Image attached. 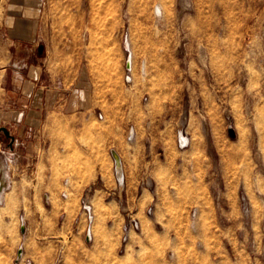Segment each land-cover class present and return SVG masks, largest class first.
Instances as JSON below:
<instances>
[{
    "label": "rangeland",
    "instance_id": "1",
    "mask_svg": "<svg viewBox=\"0 0 264 264\" xmlns=\"http://www.w3.org/2000/svg\"><path fill=\"white\" fill-rule=\"evenodd\" d=\"M44 18L66 38L52 81L0 112L23 134L13 155L0 133L23 264H264V0H47Z\"/></svg>",
    "mask_w": 264,
    "mask_h": 264
},
{
    "label": "crops",
    "instance_id": "2",
    "mask_svg": "<svg viewBox=\"0 0 264 264\" xmlns=\"http://www.w3.org/2000/svg\"><path fill=\"white\" fill-rule=\"evenodd\" d=\"M46 7L47 0H0V112H17L19 116L23 114L21 110L38 108L39 79L43 73H48L52 81L49 43L55 40L64 42L66 38L63 30L61 36L58 32V37L51 40L49 26L52 23L44 18ZM9 138L7 146L14 155L23 134ZM24 234L17 246L15 235L0 232V264H16V259L23 264L24 260L31 259L33 250L27 244L28 234Z\"/></svg>",
    "mask_w": 264,
    "mask_h": 264
},
{
    "label": "water",
    "instance_id": "3",
    "mask_svg": "<svg viewBox=\"0 0 264 264\" xmlns=\"http://www.w3.org/2000/svg\"><path fill=\"white\" fill-rule=\"evenodd\" d=\"M1 131L5 132V134H6L7 136H11V133L9 132V130L7 129V127L2 126V127L0 128V133H1ZM229 132H230V136H231V137H234V136L236 135V132H235V130H234L233 127L230 128V131H229ZM112 156L114 157V159H115V161H116V165H121L120 157L118 156V153H117L115 150L112 151Z\"/></svg>",
    "mask_w": 264,
    "mask_h": 264
},
{
    "label": "bare ground",
    "instance_id": "4",
    "mask_svg": "<svg viewBox=\"0 0 264 264\" xmlns=\"http://www.w3.org/2000/svg\"><path fill=\"white\" fill-rule=\"evenodd\" d=\"M131 65V64H130ZM119 156V155H118ZM120 160H121V158H120ZM117 166V171H119L120 173H121V171H120V169H121V165H116ZM4 170V169H3ZM119 173V175L120 176H122L121 174ZM3 177L1 178V183H0V195H1V191L3 190L2 188H3V186L5 185V183H6V178H7V175H6V172L5 171H3V175H2Z\"/></svg>",
    "mask_w": 264,
    "mask_h": 264
}]
</instances>
